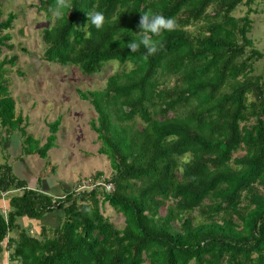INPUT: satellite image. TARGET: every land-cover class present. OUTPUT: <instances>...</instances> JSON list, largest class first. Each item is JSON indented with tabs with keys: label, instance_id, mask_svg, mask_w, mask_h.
<instances>
[{
	"label": "trees",
	"instance_id": "16d2710c",
	"mask_svg": "<svg viewBox=\"0 0 264 264\" xmlns=\"http://www.w3.org/2000/svg\"><path fill=\"white\" fill-rule=\"evenodd\" d=\"M253 1L72 0L74 9L41 31L45 62L84 76L109 61L130 68L108 76L101 90L76 91L95 113L109 194L96 185L53 198L0 165V193L20 191L0 214V252L4 243L10 264H264V72L252 74L264 54L246 37ZM54 2L38 0L37 9L49 17ZM240 4L245 12L235 18ZM93 9L104 13V27L83 30ZM149 10L178 27L158 37L165 47L144 61L143 48L126 45ZM13 20L12 13L0 19V57L13 48L6 33ZM15 60L0 59V127L19 129L22 152L45 158L58 123L48 124L40 147L27 148L33 140L6 80ZM103 204L122 216L120 229L101 214ZM54 209L62 220L49 235L41 229L33 237L16 222Z\"/></svg>",
	"mask_w": 264,
	"mask_h": 264
},
{
	"label": "rangeland",
	"instance_id": "374dc122",
	"mask_svg": "<svg viewBox=\"0 0 264 264\" xmlns=\"http://www.w3.org/2000/svg\"><path fill=\"white\" fill-rule=\"evenodd\" d=\"M37 7L38 0H0V19H4L8 13L14 15L11 27L6 31L13 48L11 51L3 49L0 59L4 56L16 57L14 66H6V80L8 93L15 102L14 112L22 117L20 126L27 123L26 135L33 140L27 148L32 149L34 144L40 147L45 142L49 123L57 121V132L53 148L47 152L48 157L43 159L37 154L25 156L22 153L23 165L17 157L23 144L27 143L25 137L20 136L19 129L4 137L5 128L0 127V155L18 179L30 183L40 178L45 185L55 183L63 193L70 190L89 191L104 183L110 177L111 170L106 159L97 153L99 142L91 128L95 113L88 102L79 99L76 91L101 90L108 76L130 66L126 64L123 68L117 62L109 61L98 73L84 76L73 66L43 61L44 45L40 34L44 28L52 25L54 19L51 15L45 16ZM245 9L240 4L231 15L241 17ZM250 9L251 29L246 37L253 49L264 54V0H254ZM196 27H189L188 30L194 32ZM263 72L264 56L252 62L253 75ZM58 158L61 159L60 164ZM98 172L102 176L96 179ZM101 214L116 228L122 227V216L107 204L102 205ZM22 220L27 221L26 218H18L17 223Z\"/></svg>",
	"mask_w": 264,
	"mask_h": 264
},
{
	"label": "clouds",
	"instance_id": "9594fccd",
	"mask_svg": "<svg viewBox=\"0 0 264 264\" xmlns=\"http://www.w3.org/2000/svg\"><path fill=\"white\" fill-rule=\"evenodd\" d=\"M73 9L72 0H55L48 11L53 19L59 20L63 18L66 12L69 14ZM86 16L88 23L83 30H87L89 25L94 26L97 31L103 29L106 22L103 12L93 9L86 12ZM138 27L140 31L136 34L137 38L132 39V42L126 46L132 53L138 52L143 48L142 59L147 61L150 56L155 55L165 47L163 40L157 38L161 37L164 32L175 31L178 25L174 18L165 17L160 13H153L149 10L141 14ZM90 35L91 33L86 31V38L90 37Z\"/></svg>",
	"mask_w": 264,
	"mask_h": 264
},
{
	"label": "crops",
	"instance_id": "0c3cea01",
	"mask_svg": "<svg viewBox=\"0 0 264 264\" xmlns=\"http://www.w3.org/2000/svg\"><path fill=\"white\" fill-rule=\"evenodd\" d=\"M26 125H27V123H26ZM27 128H28V126H26L25 129H24L25 133L27 131ZM10 134H12V132ZM10 134L9 133L5 134V132H4L3 136L7 137ZM0 147H1V143H0ZM52 148L53 147H51L50 149H52ZM47 152H46V156L45 157H48V155H47L48 153ZM22 153L23 152H22V149H21L19 151V156L17 157V159H19L20 163H22L24 165V161H23V159H21L22 158L21 157ZM14 154L15 153L13 152L12 155H14ZM24 155L28 156L26 154H24ZM58 159H59L58 160V164H60L61 159L60 158H58ZM4 163L6 165H8L7 162L4 161L3 156L0 155V165H2ZM8 166L10 167V165H8ZM53 167H55V166H52V168ZM52 168H50L51 171H52ZM10 170H11V173L13 174L11 167H10ZM21 180H23V179H21ZM24 182L26 184V188L27 189L35 190L37 192L49 195V196H51L53 198H61L64 195V193L61 192L58 187H56L55 183H53L52 186L45 185L44 181L40 180V178H36V179L32 180L30 183H28L26 181H24ZM19 194H20L19 190H11V191H8V192H1L0 193V210H2V214L3 215H5L6 212L8 211V199L10 197H12V196H17ZM61 220H62V211H61V209H54L51 212L43 215L41 218H39L37 220L27 219V221H23L22 220L21 223H17V224L19 225V227L21 229H24L25 232H27V230H29V232H27L29 235H31L33 237H37L40 234V230L41 229L43 230V234L49 235V231H51L52 229H56L60 225ZM15 235H16V232L15 231H11V232H9L7 234V238H13ZM4 242H5V240H4ZM2 248L3 249L0 252V264H10L7 261V254H6L7 252L4 249V243L2 244Z\"/></svg>",
	"mask_w": 264,
	"mask_h": 264
},
{
	"label": "built area",
	"instance_id": "2783aa9c",
	"mask_svg": "<svg viewBox=\"0 0 264 264\" xmlns=\"http://www.w3.org/2000/svg\"><path fill=\"white\" fill-rule=\"evenodd\" d=\"M96 184V183H95ZM98 186H100V189H102V191L106 194H109L112 190V186L110 183H101Z\"/></svg>",
	"mask_w": 264,
	"mask_h": 264
}]
</instances>
